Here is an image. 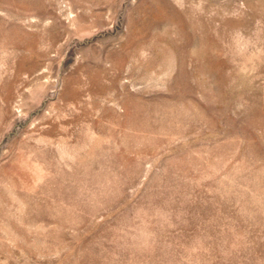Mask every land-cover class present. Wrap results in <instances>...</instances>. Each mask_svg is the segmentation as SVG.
Returning a JSON list of instances; mask_svg holds the SVG:
<instances>
[{
	"label": "rangeland",
	"instance_id": "rangeland-1",
	"mask_svg": "<svg viewBox=\"0 0 264 264\" xmlns=\"http://www.w3.org/2000/svg\"><path fill=\"white\" fill-rule=\"evenodd\" d=\"M0 264H264V0H0Z\"/></svg>",
	"mask_w": 264,
	"mask_h": 264
}]
</instances>
